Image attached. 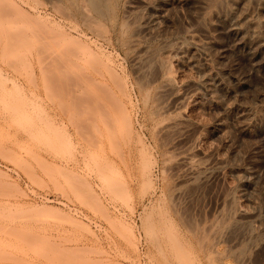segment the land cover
<instances>
[{
	"label": "rangeland",
	"instance_id": "rangeland-1",
	"mask_svg": "<svg viewBox=\"0 0 264 264\" xmlns=\"http://www.w3.org/2000/svg\"><path fill=\"white\" fill-rule=\"evenodd\" d=\"M0 264H264V0H0Z\"/></svg>",
	"mask_w": 264,
	"mask_h": 264
},
{
	"label": "bare ground",
	"instance_id": "bare-ground-1",
	"mask_svg": "<svg viewBox=\"0 0 264 264\" xmlns=\"http://www.w3.org/2000/svg\"><path fill=\"white\" fill-rule=\"evenodd\" d=\"M256 32H257V31H256ZM168 80L171 82V81L173 80V78H172L171 76H169ZM6 185L9 186L10 184L7 183ZM38 209H39V210H38ZM38 209H37L38 211H36L35 208H34V211H35L36 213L38 212V214L40 213L39 215L47 216V213H50V212L53 213V210H51V209H50V210H48V209H46V208H38ZM34 211H33V213H35ZM54 212H55V210H54ZM52 213H51V214H52ZM45 214H46V215H45ZM53 214H54V213H53ZM53 214H52V215H53ZM48 216H50V214H48Z\"/></svg>",
	"mask_w": 264,
	"mask_h": 264
}]
</instances>
